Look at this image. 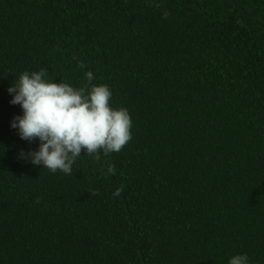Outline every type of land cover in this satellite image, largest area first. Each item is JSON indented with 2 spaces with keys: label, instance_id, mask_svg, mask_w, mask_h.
Instances as JSON below:
<instances>
[{
  "label": "trees",
  "instance_id": "trees-1",
  "mask_svg": "<svg viewBox=\"0 0 264 264\" xmlns=\"http://www.w3.org/2000/svg\"><path fill=\"white\" fill-rule=\"evenodd\" d=\"M40 69L74 87L91 71L132 139L71 175L22 159L39 142L10 127L7 88ZM237 253L264 264V0H0V264Z\"/></svg>",
  "mask_w": 264,
  "mask_h": 264
},
{
  "label": "clouds",
  "instance_id": "clouds-1",
  "mask_svg": "<svg viewBox=\"0 0 264 264\" xmlns=\"http://www.w3.org/2000/svg\"><path fill=\"white\" fill-rule=\"evenodd\" d=\"M81 68L84 64H79ZM83 87L55 82L46 69L22 72L7 88L12 105H19L21 114L10 127L21 140H37L38 147L20 157L33 166L71 175L81 152L105 155L119 152L132 139L133 122L126 108L110 104L112 91L106 84H92L94 75L85 73ZM110 173L115 169L110 167ZM122 189L114 193L119 196ZM227 264H250L246 253L228 258Z\"/></svg>",
  "mask_w": 264,
  "mask_h": 264
}]
</instances>
